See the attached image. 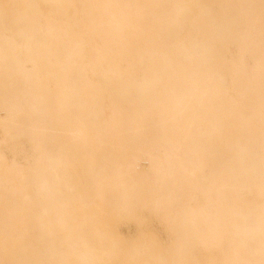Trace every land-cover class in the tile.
Masks as SVG:
<instances>
[{"label":"bare ground","instance_id":"obj_1","mask_svg":"<svg viewBox=\"0 0 264 264\" xmlns=\"http://www.w3.org/2000/svg\"><path fill=\"white\" fill-rule=\"evenodd\" d=\"M0 111V264H264V0H0Z\"/></svg>","mask_w":264,"mask_h":264},{"label":"rangeland","instance_id":"obj_2","mask_svg":"<svg viewBox=\"0 0 264 264\" xmlns=\"http://www.w3.org/2000/svg\"><path fill=\"white\" fill-rule=\"evenodd\" d=\"M232 48V49H231ZM230 48V52L227 54V57L229 58L230 55L235 56L236 52L233 47ZM247 54H245L244 60L247 62L245 64V68H251L252 62L248 59ZM4 113L0 111V117L4 116ZM1 137V133H0ZM1 149L7 158L8 161L15 158L20 163H25L24 157L27 158L28 161H32L33 158L36 156V152L31 148V144L28 140L22 139V140H16L15 142L6 141L1 144ZM147 164L143 161L140 162L137 166V169L139 171L145 170L147 168ZM205 173H207V169L205 168ZM147 173L150 175V171L148 170ZM136 214L144 220V223L142 225L143 230L151 233L154 235V237L160 242L162 246L167 247L170 243V235L165 227V225L160 221L159 218L155 216H149V213L147 211H136ZM137 223L131 219V220H121L117 225L118 232L125 238V239H131L135 237L137 233ZM202 252L203 249L201 250ZM252 261V259H251Z\"/></svg>","mask_w":264,"mask_h":264}]
</instances>
